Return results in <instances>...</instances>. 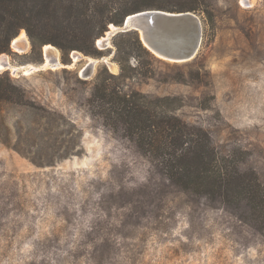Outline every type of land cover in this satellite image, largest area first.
Wrapping results in <instances>:
<instances>
[{
    "label": "rangeland",
    "instance_id": "rangeland-1",
    "mask_svg": "<svg viewBox=\"0 0 264 264\" xmlns=\"http://www.w3.org/2000/svg\"><path fill=\"white\" fill-rule=\"evenodd\" d=\"M208 1L214 19L196 12V56L160 58L149 77L128 83L181 98L176 114L208 133L228 167L255 172L264 194V0ZM112 38L100 57L50 44L56 67H41L46 44L33 47L27 34L0 54L18 67L0 73L82 131L79 154L35 165L9 145L14 124L28 122L25 109L0 102V264H264V219L244 199L223 204L180 189L152 156L90 113L97 71H119ZM29 64L39 68L26 72ZM60 132L75 133L64 123Z\"/></svg>",
    "mask_w": 264,
    "mask_h": 264
},
{
    "label": "trees",
    "instance_id": "trees-1",
    "mask_svg": "<svg viewBox=\"0 0 264 264\" xmlns=\"http://www.w3.org/2000/svg\"><path fill=\"white\" fill-rule=\"evenodd\" d=\"M145 9L203 12L211 22L214 19L208 0H0V54L11 51L12 39L24 29L33 47L53 44L65 54L76 50L100 57L104 49L96 40L109 25ZM112 43L119 71L111 72L105 65L97 71L89 92L90 113L152 156L180 189L223 204L242 198L252 215L264 219V194L255 172L228 167L231 161L218 154L208 133L176 114L181 98L152 95L128 83L149 77V65L161 60L143 45L138 32L117 33ZM132 56L134 65L129 62ZM0 102L5 108L25 109L28 122L14 124L15 142L9 145L35 165H54L81 152V129L54 108L37 104L7 73H0ZM63 123L74 129L73 136L60 132Z\"/></svg>",
    "mask_w": 264,
    "mask_h": 264
},
{
    "label": "water",
    "instance_id": "water-1",
    "mask_svg": "<svg viewBox=\"0 0 264 264\" xmlns=\"http://www.w3.org/2000/svg\"><path fill=\"white\" fill-rule=\"evenodd\" d=\"M130 30L138 32L143 45L158 58L186 62L199 50L202 20L194 11L140 10L128 14L121 24H110L96 44L107 47L111 37Z\"/></svg>",
    "mask_w": 264,
    "mask_h": 264
},
{
    "label": "bare ground",
    "instance_id": "bare-ground-1",
    "mask_svg": "<svg viewBox=\"0 0 264 264\" xmlns=\"http://www.w3.org/2000/svg\"><path fill=\"white\" fill-rule=\"evenodd\" d=\"M240 1L243 4L245 2H248V0H240ZM25 37H26V33L24 31H22L20 35H18V36H16V37L13 38L14 40H13L12 45L15 46V44L17 43V41H19L21 38H25ZM50 46H51L50 44H46L45 45V48H46V51H45V60L41 64V67L42 66H46V65H49V66H52V67H56L57 65H60V62H58L57 59L56 60H52V58L49 59L50 56L48 54L47 47H50ZM8 67H11L13 70L18 69L17 66H14V65L10 64V62L7 59L0 60V69H4V68L7 69ZM28 68L29 69H26L25 68V70H27L26 72H30L32 69H37V68H39V66H35V65H32V64H29L28 65Z\"/></svg>",
    "mask_w": 264,
    "mask_h": 264
}]
</instances>
